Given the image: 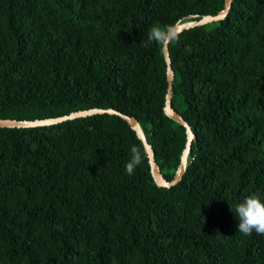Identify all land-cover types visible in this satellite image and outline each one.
I'll return each mask as SVG.
<instances>
[{"label":"trees","instance_id":"trees-1","mask_svg":"<svg viewBox=\"0 0 264 264\" xmlns=\"http://www.w3.org/2000/svg\"><path fill=\"white\" fill-rule=\"evenodd\" d=\"M223 0H0V118L112 107L171 179L162 42ZM171 105L190 125L157 186L117 114L0 126V264H264V0L174 34Z\"/></svg>","mask_w":264,"mask_h":264},{"label":"water","instance_id":"water-1","mask_svg":"<svg viewBox=\"0 0 264 264\" xmlns=\"http://www.w3.org/2000/svg\"><path fill=\"white\" fill-rule=\"evenodd\" d=\"M231 1L232 0H223V7L215 14H204L199 18H193V16L190 15L185 20L176 21L174 24L168 27V29L165 32V36L162 42V52L166 63L165 72H166L167 85L164 96L163 111L167 116L172 118L174 121L183 125L185 129L184 147L181 150L179 163L171 179H166L160 172V168L154 159L153 149L151 148V145L147 142L146 136L137 119L134 116L127 115L112 107H106V108L90 107L85 109H77L74 111H70L69 113L66 114L53 116V117H44V118L16 119V118L4 117V118H0V126L1 127H33V126L55 124L67 119L88 116L95 113L106 112L109 114H117L118 116L122 117L127 121L130 127L135 131L136 136L141 140L145 153L147 155L150 174L156 185L169 187L171 185L178 183L186 167L187 155L190 150V143L192 138L194 137V134L191 130L190 125L183 119L180 113L177 112L171 105L172 81L174 74L170 65L168 42L174 34L182 31L183 29H187L196 25H202L214 20L222 19L227 14L230 8Z\"/></svg>","mask_w":264,"mask_h":264}]
</instances>
